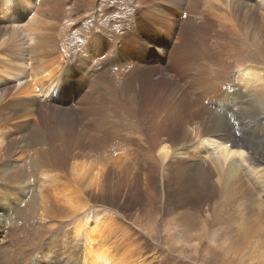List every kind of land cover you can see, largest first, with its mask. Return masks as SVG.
I'll return each mask as SVG.
<instances>
[{
    "label": "rangeland",
    "instance_id": "obj_1",
    "mask_svg": "<svg viewBox=\"0 0 264 264\" xmlns=\"http://www.w3.org/2000/svg\"><path fill=\"white\" fill-rule=\"evenodd\" d=\"M13 1L11 8L16 3L20 8L16 12L2 10L0 15V255L4 253L11 258V264H81L85 251L74 231L78 224H84L86 217L91 225L97 216L102 221L117 219L120 225L123 223V227L109 223L118 236L124 237L121 232L129 230L133 236L136 233L141 240H146L145 246L150 251L141 259L150 261L149 264L163 263L167 258L164 264H212V255L205 251L206 246L195 259L188 254L187 262L173 251L174 246H179L186 238L181 232L182 226L184 230L187 228L186 221L176 215H172V219L161 218L157 213L158 204L152 205L145 198L147 194H142V211L138 214L141 218L138 215L132 220L124 218V209L130 202L128 196L133 192L128 187L133 181L120 180L123 185L119 188L120 185L115 184L118 177L112 176L114 179L109 183L115 186L103 193L106 200L102 194L91 193V199L86 202L84 189H88V180L72 177L70 168L74 163L85 161L92 169L98 167L113 175L129 154L128 148L135 147L137 142L145 147L170 145L171 149H176L174 158L191 157L190 154L196 153L190 151L195 150L188 153L186 150L202 145L204 147H199L209 149L210 153L203 152V158L209 160L215 149L204 138H217L220 126L227 127L230 119L245 116L242 108L249 105L255 96L254 88L262 83L261 80L248 81L246 73L250 68H263L264 63L257 57L258 49L241 39L220 36L218 24L225 20L222 8L216 7L213 1L211 4L194 0L201 11L197 13L188 10L193 0ZM79 5L81 9L74 12ZM262 6L263 11H259L264 15V1ZM30 7L32 14L25 13L20 22L10 21L11 16L15 21ZM202 13L205 21L201 23L198 14ZM259 19L264 22L263 16ZM44 21L57 26L56 41L43 42ZM199 25H204L207 31L201 32ZM88 33L95 34L91 40L103 39V50L86 60L89 54L85 55L86 51L81 49ZM41 46L43 50L51 48L48 56L39 55L44 59L37 60ZM241 47L252 51L246 55L247 60L234 62L233 58L243 56ZM59 58L66 64L62 72L69 75L68 93L63 87L55 86V81H49L48 94L53 95L52 99L62 97L66 102L47 107V103L51 104V95L46 98L39 92L31 96L12 95L16 86L32 83L30 72L38 66L37 62ZM107 76L108 85L123 88L121 94L131 92L124 87L126 84L136 86L131 95L144 103L136 118L112 113L111 92L103 88ZM19 79L23 82L18 83ZM97 81L103 82L99 87L103 94L95 99L91 97V90L99 86ZM149 85L153 92L181 99L179 108L170 113L167 106H159L157 112L146 102L151 92L145 87ZM9 90L11 92L6 94ZM243 94L247 97L239 96ZM259 97L264 101V94ZM159 100L161 98L157 103ZM150 101L155 104V99ZM253 105L264 109L261 103L254 101ZM256 113L262 114L263 110ZM254 129L253 126L250 131ZM257 133L258 138L246 134L245 137L249 142L263 143L262 124L257 125ZM222 141L231 147L237 146L236 138L232 141L230 135ZM261 147L262 152H254L258 161H264V144ZM153 157L160 164L157 153ZM235 160L242 170L241 180L235 181L225 174L220 179L214 176L216 182H224L222 197L226 200L229 220L226 240L239 251L235 264H262L263 257L259 254H264V187L259 186L257 175L245 159L236 157ZM253 184L255 190H250ZM128 242L113 241L114 252H111L115 254L118 250V260L124 259L121 264L125 261L136 264L135 260L141 261L139 254L128 251Z\"/></svg>",
    "mask_w": 264,
    "mask_h": 264
},
{
    "label": "bare ground",
    "instance_id": "obj_2",
    "mask_svg": "<svg viewBox=\"0 0 264 264\" xmlns=\"http://www.w3.org/2000/svg\"><path fill=\"white\" fill-rule=\"evenodd\" d=\"M207 1L211 4H212L211 1H213L216 7L222 8L223 11L222 18L225 20V22L218 24L219 30L221 31L220 36L223 37L227 35L234 40L241 39L240 41L249 42L251 46L256 47L258 49L259 52V55H257L258 60L260 61L261 59V62L264 63V31H263L264 22L259 19V16L261 17L263 16L264 18V15L262 14L263 11L262 2L264 0H261V2H257L256 0H204L205 3ZM12 2L14 1L0 0V15H2V10L12 9V12H16L20 8L18 3H16V5L13 8H11L10 4ZM195 4L197 5V3L193 0V3L188 8V10L190 12L195 11V13L201 12L196 8ZM51 7H53V5H51ZM71 9H67V11H71ZM80 9H81V5H79V8H77L74 12ZM198 15L200 16V22L201 23L204 22L205 20L203 16L205 17V15L203 13ZM190 19L191 18L189 17L188 21H190ZM46 21H44V30H46L44 33L45 34L44 41L43 39L41 41H43L44 43H47L51 40L56 41L54 30L55 27L57 26L50 24V22L48 23ZM57 22H62V21H57ZM199 26L202 27L201 32L203 31V33H205L207 31L204 25H199ZM219 32H217L216 34L219 35ZM94 35H95L94 33L86 34V36L83 38L84 44L81 42L83 45L81 50L86 51L84 53L85 55L89 54L86 60H88L91 56H95L94 53L90 51L88 47H85L86 42L90 40L91 37H93ZM50 48L44 47L43 50V47L41 46L38 51V56L42 54H45V57L48 56ZM242 50H243V56L239 55L233 58L234 62H237L239 59L240 60L244 59V61L247 60L245 58L246 55L252 51V49L250 48L247 49L241 47L240 51ZM42 59L44 58H40L39 56L37 60H42ZM36 65L38 66L35 68V70H31L30 72L33 75L30 78V80H32V83L16 86L12 92V95L31 96L32 95L31 93L37 94L39 92V94L42 95V98H46L48 95H51L50 98L52 99L53 95L48 94V90L51 87V83H47L49 81H55V86H58L59 88L63 87L65 89V92L68 93L69 83L67 77H69V75L64 74L62 72L66 70L65 68L66 64L62 59L59 58L53 61H48V62L46 61L45 63L39 61L36 63ZM263 72H264V66L260 70L257 69L252 70L250 68L249 71H246V73H248L249 75L248 81L252 82L256 80L257 81L261 80L262 82L257 87L255 86L256 88H254L255 90H253L255 96L252 97V100L250 101L249 105L247 107L242 108V110L245 112L246 115L243 117L230 119L227 127L220 126L219 133L217 134V138L214 137L204 138V141L215 149V151H213L214 153H212L209 160H205L203 158V152H205L206 154L210 153L209 149L200 148L199 146L202 145L199 146L194 145L193 146L194 149L186 150L187 153L190 150L196 151V152L190 151L196 153V154H190L191 157L174 158V156L172 155L175 153L176 149H171L170 145L149 144L147 145V147H145L143 143L141 144L137 142L134 145L135 147L128 148L129 154L125 157L121 165L120 166L118 165L119 167H116L118 168V171L116 172V170H114L113 175L107 170L105 171H101V169L99 170L98 167L97 169L95 168L92 169L85 161H82L80 163H74L71 166L70 170L72 177L81 180L85 179V181L88 180L86 185L88 189H84L85 190L84 193H86L87 195L85 201L88 202L89 199H91V193H99V195L102 194L101 196H103L104 195L103 193L105 191L107 190L110 191L109 189L113 190L114 189L113 186L115 185L109 183V181H111L112 176H116V178L118 177L117 181L115 179L116 182L113 180L116 186L120 185V180L123 181L125 180V182L126 180L127 181L131 180L133 181V183L130 186V188L128 187V190L131 189L133 192L132 194L130 193L132 196L129 194H128L129 196L127 195L129 197L130 202L128 201L127 206L125 205L126 209H124L125 210L124 218L128 220H132L135 215L137 216L139 213L141 214L142 201L144 200L142 194L143 193L147 194L146 197L145 196L144 197L147 200H149V202L152 205H154L155 203L158 204V207L156 206L158 209L157 213L160 214L161 218L171 217L170 219H172L173 218L172 215L173 216L176 215V217H182L184 218V221H186L187 228L184 230V227L182 226V231H181L186 238H184L185 240H183L182 244H180L179 246L175 245L173 249V251L176 254L182 255L184 258H186L185 260L186 262L188 261L187 258L188 254L191 253L193 255V258L195 259L198 257L199 254L198 252L200 251V249L203 246H206V248L204 247L205 251L208 254L212 255L211 256L213 259L212 264H227L229 262L230 263L234 262L235 264V260H234L236 259L235 255L238 254L239 251L232 245V243L230 244L227 243L228 240H226V233H225L226 231L228 232L227 229L229 228V220L227 216L226 200H224L222 197L224 182L221 183L216 182L214 176H216V179H220L221 176H224L225 174L228 177H232V179H234L235 181L241 180L243 177L242 170L238 169V162L237 160H235V158L238 157L242 160L245 159V161L249 165H251V171L257 175V179H258L257 183L259 184V186L261 185L262 187H264V166H261V163L264 161H258L256 159V154L254 153L255 151L262 152L261 146L262 144H264V142L263 143L249 142L245 137L246 134L258 138V133H257L258 124H262L264 129V114H263L264 109L257 108L253 105V102L255 101L261 103L264 106V101H262L261 98L259 97L264 94V76L262 75ZM37 74H41V75L38 77ZM207 74L209 75V73ZM61 80H62L61 85H58L60 84ZM17 81L18 83L23 82L21 79ZM97 83L99 86L91 90L92 92L91 97L95 99L99 98L100 95L103 94L102 89L99 88L103 82L97 81ZM108 83L109 81L107 76V84L104 85L103 88L108 89L111 92L112 102L111 105H109L108 103L107 104L110 106L112 113L117 114L119 112L123 115L136 118L138 111H141V107L144 104L141 100L136 99L134 95H131L132 91L136 86H133L131 83L126 84L124 87L126 89H129L131 92L129 94L124 95L121 94L123 88H119L111 84L108 85ZM145 90L147 92L148 91L151 92V94L146 99V102L148 104L153 105L157 112H159L160 109L159 106H167L170 109V113H173L181 105L182 100L177 99L175 96H168L166 94L153 92L154 90L152 85L145 87ZM9 92L11 91L10 90L7 91L6 94H8ZM65 92H63V94ZM239 96L247 97L246 94ZM158 98H161V100H159V102L157 103ZM152 99H155V104L151 103L150 100ZM64 102H66V99L60 97L57 100L52 99L51 104L47 103L46 106L55 107L57 105L63 104ZM107 109L109 110V108ZM262 110H263L262 114L256 113ZM137 121L138 120H135L134 122ZM130 123L131 121L128 122V125ZM253 126L255 127V129L253 130V132H251L250 128H252ZM135 129L137 128L135 127ZM237 131H241L243 134L241 135ZM142 134L145 135V133ZM229 135L232 141L233 139L236 138L235 141V144L237 145L236 147L235 146L231 147L228 145V143L222 141L223 139L229 137ZM177 150H179V152L181 153L180 149ZM154 153H157V155L159 156L160 164H158L156 162V159L153 157ZM244 154H246V156ZM201 162L204 164V169ZM225 162H226V167L224 168ZM92 163L93 162H91V164ZM201 169L203 170L201 171ZM56 172L57 171H55V173ZM112 179H114V177ZM201 179L202 182H199V180ZM251 184L252 183H250V185ZM122 185L123 184H121L119 188H121ZM250 190H255V184L251 186ZM140 192L141 195L139 194ZM118 193L116 194L117 198H118ZM124 193H127V191L126 192L124 191ZM102 198L106 200V197L104 198L103 196ZM124 200L125 199H123V201ZM121 204L122 202H120L119 205ZM123 205L124 204H122V206ZM138 216L140 217V215ZM158 216L159 215H157V217ZM87 219L88 218L86 217L83 225L78 224L74 231L75 232L74 235H76L83 242L82 248L85 251L82 253L81 264H121L124 259L121 257V259L118 260V258L116 257V253H119L118 250L116 249L117 252L115 254L111 252L112 242L116 240L118 242V240L121 239L129 240L128 244L126 243L128 245L127 247H129L130 249L128 250L129 252L131 251L132 253L139 254L138 259H140L141 261L135 260L136 264H149L150 261L145 262L143 261V259H141L143 258V256L145 257V254H147V252L150 251V249L145 246L146 240L144 239L141 240L136 233L134 234L136 236H133V234L130 233L129 230L121 232L124 234V237L118 236L117 234L118 232L115 231V229H113L112 226H110V224L112 223L114 227H123L124 226L123 223L120 225L119 224L120 221H118L117 219L115 221L114 220L102 221L97 216H95L93 223L91 225L90 224L88 225L89 221ZM132 231L134 232V230ZM108 240H111V242H109ZM107 243H110L108 247L102 246V244H107ZM240 245L243 246L242 244ZM1 248L2 247L0 244V249ZM4 255H5L4 253H1L0 255V257L3 256L1 258L2 260L0 259V264H11L12 259ZM259 255L263 257L262 264H264V254H259ZM167 259L163 263L157 260L158 262L154 264H164L166 263ZM236 260L238 261V258ZM251 260L253 259H250L249 261ZM127 263L129 264L128 261Z\"/></svg>",
    "mask_w": 264,
    "mask_h": 264
},
{
    "label": "clouds",
    "instance_id": "obj_3",
    "mask_svg": "<svg viewBox=\"0 0 264 264\" xmlns=\"http://www.w3.org/2000/svg\"><path fill=\"white\" fill-rule=\"evenodd\" d=\"M37 2H39V0H37ZM25 13H31L32 14L33 13L32 7L26 8L24 13L22 15L18 16V19H16L15 21L12 20L13 17L11 16L10 21H12L13 23L14 22H20L21 18L23 17V15ZM87 46L90 49V51H92L95 55H99L102 53L101 51L103 50V39L100 37H97L96 39H93V40L90 39L87 43ZM107 48H108V46H107Z\"/></svg>",
    "mask_w": 264,
    "mask_h": 264
}]
</instances>
